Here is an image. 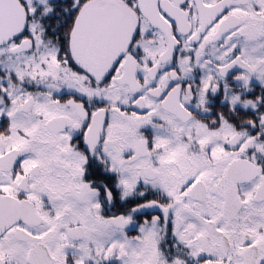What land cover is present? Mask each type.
Listing matches in <instances>:
<instances>
[{
    "label": "snow or ice",
    "instance_id": "6c2138e0",
    "mask_svg": "<svg viewBox=\"0 0 264 264\" xmlns=\"http://www.w3.org/2000/svg\"><path fill=\"white\" fill-rule=\"evenodd\" d=\"M0 264H264V0H0Z\"/></svg>",
    "mask_w": 264,
    "mask_h": 264
},
{
    "label": "flooded vegetation",
    "instance_id": "af4514ba",
    "mask_svg": "<svg viewBox=\"0 0 264 264\" xmlns=\"http://www.w3.org/2000/svg\"><path fill=\"white\" fill-rule=\"evenodd\" d=\"M142 219V218H141ZM134 234V233H133Z\"/></svg>",
    "mask_w": 264,
    "mask_h": 264
}]
</instances>
